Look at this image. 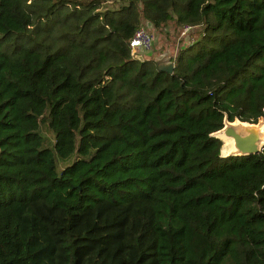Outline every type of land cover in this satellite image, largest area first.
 <instances>
[{
	"label": "trees",
	"instance_id": "1",
	"mask_svg": "<svg viewBox=\"0 0 264 264\" xmlns=\"http://www.w3.org/2000/svg\"><path fill=\"white\" fill-rule=\"evenodd\" d=\"M170 21L201 32L169 74L129 41ZM225 115L264 118V0H0V264H264Z\"/></svg>",
	"mask_w": 264,
	"mask_h": 264
},
{
	"label": "water",
	"instance_id": "2",
	"mask_svg": "<svg viewBox=\"0 0 264 264\" xmlns=\"http://www.w3.org/2000/svg\"><path fill=\"white\" fill-rule=\"evenodd\" d=\"M137 56L139 58L142 57L139 54ZM154 60L157 65V70L169 74L173 72V62L169 58L160 56ZM211 136L223 142L230 140L226 148V153L223 155L224 157L256 155L264 147V118L259 119L256 123H251L238 119L229 121L227 115H225L223 118V126L213 132Z\"/></svg>",
	"mask_w": 264,
	"mask_h": 264
},
{
	"label": "rangeland",
	"instance_id": "3",
	"mask_svg": "<svg viewBox=\"0 0 264 264\" xmlns=\"http://www.w3.org/2000/svg\"><path fill=\"white\" fill-rule=\"evenodd\" d=\"M141 27L152 34L154 40L151 50L138 53L142 56L141 58L138 57L139 59H155L156 57L165 56L173 61L181 48L193 44L200 37L201 32L200 27L185 29V27L175 25L172 21L157 29L144 22ZM40 131L46 139L45 145L51 147L54 141L53 133L44 124L41 125ZM222 144L221 155H225L227 146L223 141ZM63 164L58 161L59 166Z\"/></svg>",
	"mask_w": 264,
	"mask_h": 264
},
{
	"label": "built area",
	"instance_id": "4",
	"mask_svg": "<svg viewBox=\"0 0 264 264\" xmlns=\"http://www.w3.org/2000/svg\"><path fill=\"white\" fill-rule=\"evenodd\" d=\"M191 27L186 26L185 29H190ZM153 36L143 27L137 28L132 37L130 38L129 45L131 47L132 53L149 51L153 45Z\"/></svg>",
	"mask_w": 264,
	"mask_h": 264
},
{
	"label": "bare ground",
	"instance_id": "5",
	"mask_svg": "<svg viewBox=\"0 0 264 264\" xmlns=\"http://www.w3.org/2000/svg\"><path fill=\"white\" fill-rule=\"evenodd\" d=\"M229 141H230V140H225V141H224L226 146L229 145Z\"/></svg>",
	"mask_w": 264,
	"mask_h": 264
}]
</instances>
